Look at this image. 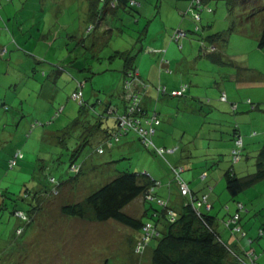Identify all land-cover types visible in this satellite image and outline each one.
<instances>
[{"label": "rangeland", "instance_id": "rangeland-1", "mask_svg": "<svg viewBox=\"0 0 264 264\" xmlns=\"http://www.w3.org/2000/svg\"><path fill=\"white\" fill-rule=\"evenodd\" d=\"M0 2V18L2 14L5 19L0 20V32L3 29L17 40L16 44L3 40L8 48L3 53L8 52L6 56H0V264H125V261L128 264H150L147 248L141 247L145 243L139 242L136 231L114 219L102 223L68 219L63 216L61 207L82 200L118 171L130 170L160 180L162 183L157 186L161 191L167 189L163 194L166 198L169 196L167 186H172L170 203L179 208L183 196L172 185L173 177L178 175L175 168L181 172L183 164L189 163L191 165L186 167L190 169L183 170V174L192 170L197 174L207 171V178L200 177L198 185L204 186L205 181H211L222 196L212 214L218 217V228L224 240L244 263L253 264L256 259L259 264H264V233L260 235V228H264V179L236 197L247 205V212H241L240 221L245 235L234 234L233 229L229 232L221 222L229 212L237 211L233 205L235 200L227 191L225 172L232 168L239 176L254 173L259 150L264 144V48L258 46L260 13L246 20L250 9L237 7L229 12L228 4L226 11L217 15L216 27L226 35L230 34L225 47L238 67L200 66L191 70L200 75L201 80L200 87L194 89L201 102H194V106L200 108L202 103L201 109L205 112L210 106L215 112L212 110L205 117L189 119L180 149L184 154L180 161L171 163L165 157L166 153L169 155L174 151L173 148L165 149L163 156L154 152L159 146L155 143L148 146L133 133L124 136L119 144L103 154L96 152L98 137L90 138V125L98 123L96 118H100L96 113L105 107L101 101L112 98L110 94L119 88V83L115 82L121 76L124 59L117 55L118 51L127 53L130 49L140 53V38L146 24L140 21L135 11L119 10L116 17L109 12L105 18L111 24L107 26L110 32L104 30L102 24L105 20L86 34L88 0ZM75 35L87 37L84 46L78 44ZM144 42L146 48H155L159 40L146 38ZM174 43L180 46V43ZM69 61L72 67L92 65L98 71L87 80L83 89L86 100L93 104L82 112L79 102L72 98L78 87L73 76H80L69 66ZM52 64L54 70L63 68L60 75L51 73ZM229 68L237 74L232 80L226 78L225 81L222 72ZM22 72H28L29 78L19 81L15 76ZM56 78L57 82H54ZM237 78L243 81L238 87ZM225 91L229 94L228 102L220 99ZM53 98H57L55 108L49 112ZM174 101L177 102L178 98ZM251 101L257 106L253 108ZM231 102H238V107L233 109ZM236 123L249 128L250 138L245 139L240 160L233 163L231 150L234 141L230 134ZM104 126L109 129L114 122L106 119ZM221 131L225 132L223 137ZM132 135L135 136L132 143H126ZM88 140L91 142L87 143ZM80 148L75 161L93 165L87 166L88 176L81 173L65 185L56 186L75 175L70 170V157ZM18 149L24 157L17 166L10 168L8 160ZM45 166L51 168L49 177L41 169ZM52 176L54 181L50 180ZM45 186L49 190L56 187L44 192ZM42 188L44 193L39 192ZM36 195L39 196L38 204ZM227 204L231 206L230 211ZM153 205L163 208L157 203ZM33 206L30 223L19 232L18 226L24 222L14 214L15 210L29 212ZM141 207L139 197L125 210L140 216ZM146 208H151L150 202ZM150 244L154 246L156 241Z\"/></svg>", "mask_w": 264, "mask_h": 264}, {"label": "trees", "instance_id": "trees-1", "mask_svg": "<svg viewBox=\"0 0 264 264\" xmlns=\"http://www.w3.org/2000/svg\"><path fill=\"white\" fill-rule=\"evenodd\" d=\"M204 1L206 0H200L199 3H196V0H191L189 8L187 10L188 13L193 15L194 19L198 21L197 24H199V21L201 20V10L204 8ZM226 1L230 5L229 12L236 9L237 7L250 9V12L247 14L246 20L252 18L255 13H260L262 15L258 46L260 48H264V0ZM101 2H103V4ZM1 3L2 2H0V8L2 7ZM136 3L137 0H88V26L86 27V34H90L94 29L97 28V25H99L102 21L104 22L105 20L106 22L102 24L104 26V30L110 32V30L108 29L109 27L107 26H111V24L109 20L105 18V16H107V14L110 12L116 17L119 10L134 12L136 11ZM196 13L199 14V19L195 17ZM0 20L5 21L2 14ZM199 28H201L200 25ZM229 35H226L225 31H220L213 36H215L216 39L222 40ZM6 36L0 35V38L5 40L6 43H10V41L14 42L15 44L17 43L14 35L10 37V35L7 33ZM69 37L72 36L70 35ZM73 37L78 40V44L82 46L85 45V38L87 37H78V35H75ZM2 44L3 49L1 46L0 56H6L8 51L6 53H3V50L8 48L5 43ZM123 53L124 55H122ZM117 55L122 56L125 63V68L123 70L124 72L122 76L123 81L121 83V86H119L120 88L110 94L112 98L107 99L105 102L101 101V103L105 107H103V110L100 113H96L100 119L96 118L98 123L93 126L90 125L89 128L90 133H92L90 135V138L96 139L98 137L96 152L100 154L105 153L107 150L117 145L119 139L122 137L121 135H118L121 133L122 125H120V122L122 116H131L134 119L142 120L144 123L146 121L145 113L147 112L142 104L141 98L138 103H140V106L142 107L135 110V112L131 114L129 111V105L131 102L127 98V94L132 92V89L137 92L140 88H143L140 83L141 81L137 80L139 76L136 72L137 66L133 61L134 56L130 54L129 50L127 51V53L118 51ZM219 55L222 56L221 54ZM220 62L224 64L227 62V59L224 60L223 57H221ZM231 63L235 64V62L233 61ZM69 66H72V62L70 61ZM58 70L60 71V68H58L57 71ZM80 71L82 72L80 78H75L76 86L78 87L72 93V98L79 102L81 109L80 112H82L83 110L89 109V105L93 104L86 100L83 89L86 85L87 80H89L93 74L98 73V71L94 70L92 65H89L88 67H81ZM86 73H89V76H86ZM176 91L180 90H175L173 94H182V91H180V93H176ZM77 92H79V95H77ZM141 94H143V92ZM223 97L226 96L222 95L221 98L223 99ZM250 103L252 107L257 106L253 101H251ZM123 108L125 109V111L123 110L124 113L123 111L120 112V109ZM61 110H63V108ZM109 110L111 112H109ZM106 119H112V121L114 122V126L109 129L105 127L104 121ZM75 123H77V121H75ZM133 129L134 128H129L127 131H125L126 133L131 130L135 131ZM136 132L138 139L146 143L142 134L137 130ZM154 133L149 134L151 139L153 138ZM117 136H119L118 139ZM238 139L242 140L241 145L237 144ZM90 142L91 140H88L87 143ZM235 142V146L231 150L233 163H236L240 160L242 149L244 147L242 136L238 135V138ZM147 145L151 146L152 144ZM157 148L154 149V152L157 151L164 156V152L167 147H163V152L159 151ZM81 149L82 148H80L76 152H73L70 157V170L74 171L75 175L70 179L65 180L64 182L55 184L56 186L60 184L65 185L66 182L70 181L72 178H77V176L81 175V173L82 176H88L87 174H89V170L87 166L89 164H77L75 161L79 156ZM23 157L24 153L20 149L16 150L14 155L8 160L9 167L13 168L17 166L19 160ZM41 169L43 170V174L49 177V174L51 172L50 166H45ZM176 169L178 171V175L175 177L174 183H176V186L179 187L181 192L180 194L184 196H187L188 194L191 195L190 192L188 194L182 193L180 181H185V179L181 175L183 170L180 172L178 167L175 168V170ZM225 178L227 181V189L233 198H235L248 187L263 180L264 144L259 150L256 162V171L254 173L239 176L235 172V170L231 168L225 172ZM51 179L54 181V176H52L50 180ZM160 182V180L152 177L150 174H145L144 172L138 173L130 170H120L114 176H109L108 180L105 183L99 185L82 200L63 204L61 207V211L63 216H68V219H78L95 222H105L110 219L117 220L131 228L133 231H136L135 236H138L137 238L141 243H144V237L147 235V243L141 244V247H150L152 249L151 264H246L240 259V256L238 260V253L234 249H232L231 246L228 245L224 240L222 233L218 228V217L216 215H213L209 211H204L203 208H201V205L199 203L200 199L196 200L195 198L189 197V200L184 203L180 209L168 206V203L157 192V184ZM55 187L49 190L46 189L45 186L44 192L52 191ZM40 191L43 192V188L39 190V192ZM41 194H39V196ZM39 196L36 195L37 204L39 201ZM139 197L143 199L142 206L144 205V203L147 205L148 202H150L151 208L145 207L144 212H142L140 216H134L127 213L125 210L126 206L131 204ZM161 199L164 201V203H161ZM153 203L160 204L163 206V208H155ZM34 209L35 206H33V208L29 212L23 209L15 210L14 214L17 216V218L20 221L24 222L22 223V225L18 226L19 232H22L21 229L23 228L26 229V225L30 223L32 216L31 213L34 211ZM171 210H174L177 214L173 215ZM145 216L146 218H144ZM147 227L149 228V230L147 229ZM236 227L239 226L236 225L235 227H232L234 234H245V231L243 229L238 231ZM262 231H264V228L261 229V232ZM15 233L18 232L16 231ZM153 240L156 241V244L154 246H151L150 242H152ZM254 261L259 264L256 259H254ZM125 264H128V261H125Z\"/></svg>", "mask_w": 264, "mask_h": 264}, {"label": "crops", "instance_id": "crops-1", "mask_svg": "<svg viewBox=\"0 0 264 264\" xmlns=\"http://www.w3.org/2000/svg\"><path fill=\"white\" fill-rule=\"evenodd\" d=\"M190 1L191 0H137L135 12L138 14L140 21H142L143 24L146 25L143 28V33L140 38L142 42V46L139 50L140 53L134 52L135 50L133 51L128 49L130 51V54L134 56L133 61L137 66L136 72L139 76L138 79L139 81H141L140 83H143L144 85L141 91V93L143 92V94H141L140 98L142 99V104L147 112L145 113V119H147L148 117L153 118L154 116V118H157L159 120L158 123H155L154 125L156 129L152 138V142L159 147L161 146L167 147L168 149H174V151L170 152L169 155L166 153L165 157L166 160L169 159L167 162L171 163L180 161L181 157L183 156L182 154H184V151H182V154L180 153V149H182V137H184V135L188 131V123L190 121L189 119L192 117H196L197 119L200 116L205 117L212 110L213 112H215V109H213L212 106H210L209 111L205 112L203 109H201L202 103L200 108H196L194 106V102L201 100L200 97H197L194 94V89L200 87L201 80L199 79L200 75H198L197 73H192L191 70L199 69L200 66L201 68L227 65H234V67H238V64L235 62L233 55L229 54L225 47L226 43L228 42L227 37L219 40L216 39L215 36H213L220 32L216 27V21L218 19L217 15L226 11V8L228 7L227 1H204V8L201 10V20L199 21V24H197L198 21L194 19L193 15L189 14L187 11L190 5ZM148 9L150 10L149 14L147 13ZM199 25L201 28H199ZM180 29H183L185 31V35H183L179 40H176L175 34ZM0 35L6 36L7 33H5L2 29ZM146 38L159 40V42L154 46L155 48H153L152 46H148V48H146L144 42ZM2 41L3 39L0 38V47L3 45ZM174 42L180 43V46H177ZM217 53L221 54L222 56ZM221 57H223L224 60L227 59V62L224 64L221 63ZM232 61L235 62V64H232ZM124 64L125 63H123L122 67L120 68L121 76L118 77L119 79H116L117 81L115 82L116 84L119 83V86H121V83L123 81L122 76L124 72L123 70L125 68ZM53 66V64L52 66H50L51 69H53ZM72 68L77 71L76 74H78V76H81V68H77L76 65ZM62 69L63 68H60V71H57V69H53L51 73H56L58 76L62 73ZM66 72L67 70L65 71V73ZM74 73L71 72V74ZM236 74L237 73L230 70V68L222 72L225 81L227 80L226 78H228L229 81L232 80ZM0 75L2 74L0 73ZM74 76V81L75 78H80L75 74ZM15 78L19 81L27 80L29 78V74L28 72H22L21 75H16ZM54 82H57V78ZM242 84L243 81L237 78V87ZM175 90L182 91V94H173ZM222 95L226 96V100H223L221 98ZM228 97L229 94H227L226 91L221 93L220 95V99L222 101L228 102ZM176 98H178L177 102L174 101ZM56 100L57 98L51 99V105L48 110L49 112H52L54 110ZM231 104L233 109H236L238 107V102H231ZM123 110L125 111L124 108L120 109V112H122ZM221 132V137H223L225 132ZM130 133H133L137 136L136 130L128 131L119 139V142L117 144L122 141V138L124 136H129ZM254 133L256 134L258 132L254 131ZM249 134V128H247L246 126L243 127L241 124L239 125L238 123H236L233 126L232 133L230 134L231 138L234 141V146L238 135L242 136L243 142L245 144V139L249 140L250 138V136H248ZM134 135L127 138V141L125 142L131 144L135 138ZM177 137H179L180 140H178ZM187 165L191 164H183L182 170L186 171L187 169H190L189 166L186 167ZM183 173L184 172L182 171L181 174L191 189V195L188 194L187 196H184L181 194L183 197L180 202L181 206L179 208L170 203V193L172 186H167L169 191L168 198H166L167 196L163 195L167 191L166 188H164L163 191L158 188L157 191L159 195L163 197V199L168 203V206H172L177 209H180L182 205L189 200V197L195 198L196 200L200 199V203V201L203 200V196L206 195L207 201H203L200 203L201 208H203L204 211L213 213L214 207L219 202L220 197L222 196L217 192V188L214 189L211 181H205L204 186L198 185V182L201 178H207V171H202L200 174L195 173V171L193 170L185 173L186 175H184ZM204 173H206V175H204ZM173 178L175 179V175ZM172 183V185H175V187L178 189V192H180V189L176 186V183H174V181ZM198 191H202V195H200L199 193L201 192ZM192 193L194 196L192 195ZM228 193L232 197L229 191ZM235 198H233L235 200L233 205H235V210L237 209V211L233 212V214L229 212V215L225 218H222L221 220L222 224H224V227H226L229 232V229H232V227H235L236 225L244 230V227L240 224V221L242 220L241 212H247V205L242 199ZM240 203L242 204V206L240 205ZM143 206L141 207L142 212H144V208L147 205L144 203ZM227 207L228 211H230L231 206L227 204ZM261 229L263 228H260V230ZM263 233L264 231H262L260 235H262ZM230 235L232 237L234 236L232 233ZM146 251L148 258H150L151 264L152 249L150 247H147ZM239 256L240 255L238 254V260Z\"/></svg>", "mask_w": 264, "mask_h": 264}, {"label": "built area", "instance_id": "built-area-1", "mask_svg": "<svg viewBox=\"0 0 264 264\" xmlns=\"http://www.w3.org/2000/svg\"><path fill=\"white\" fill-rule=\"evenodd\" d=\"M200 0H196V3H199ZM195 17L196 18H200L199 17V14L196 13L195 14ZM183 35H185V31L183 29H180L177 31V33L175 34V38L176 39H180V37H182ZM139 80V79H137ZM141 85L144 87L143 83H141ZM141 89L143 88H140L137 92L134 91V89H132V92L128 93L127 94V98L130 100V107H129V111H130V114L135 112V110L141 108L142 106H140V103H138V101H140V96H141ZM176 93H180V91H176ZM78 95V94H77ZM225 99V97H223ZM158 119L157 118H153L152 117H148L145 121V123L140 120V119H134L133 117L131 116H122V119H121V122H120V125L121 126V133L118 134L119 136L122 135V133H126V131L129 129V128H134L135 130L139 131L142 136L144 137V140L146 141L147 144H152V139L150 138V135L149 134H152L155 132V127H154V124L155 123H158ZM123 127V128H122ZM126 130V131H125ZM119 136H117V139L119 138ZM237 144L238 145H241L242 144V140L241 139H238L237 141ZM159 151H162L163 152V148H157ZM181 182V190H182V193L183 194H188L190 192V188L188 186V184L185 182V181H180ZM161 203H164V201L161 199L160 200ZM203 201H207V196H203V200L200 201L203 202ZM171 212L173 213V215H176L177 213L174 211V210H171ZM147 229L149 230V228L147 227ZM236 229L239 231L241 230L240 227H236ZM144 243H147V235L144 237ZM253 264H256V263H253Z\"/></svg>", "mask_w": 264, "mask_h": 264}]
</instances>
